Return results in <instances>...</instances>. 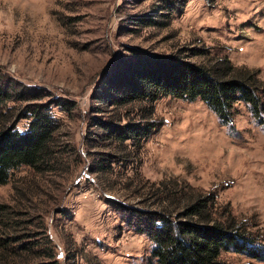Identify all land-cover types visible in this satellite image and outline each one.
<instances>
[{"label":"rangeland","instance_id":"obj_1","mask_svg":"<svg viewBox=\"0 0 264 264\" xmlns=\"http://www.w3.org/2000/svg\"><path fill=\"white\" fill-rule=\"evenodd\" d=\"M150 18L159 22L137 21ZM129 47L199 63L225 55L233 64L257 68L264 81V0H0V72L43 88L47 96L39 101H73L67 112L52 106L60 120L58 142L79 153L67 154V169L37 180L20 166L0 184V202L17 205L28 198L38 205L34 221L42 215L60 264H68V253L79 264H155L151 241L128 228L108 201L138 204L133 186L124 188L126 175H111L112 187L103 193L88 170L86 151L107 149L86 143L92 118L107 117L90 111L92 92L103 69ZM154 118L159 123L143 141L142 176L176 175L213 192L218 213L227 204L264 241V122L242 102L233 104L230 121L223 123L201 100L168 95L154 102ZM25 120L16 126L21 129ZM222 257L231 264H264L232 251Z\"/></svg>","mask_w":264,"mask_h":264},{"label":"trees","instance_id":"obj_2","mask_svg":"<svg viewBox=\"0 0 264 264\" xmlns=\"http://www.w3.org/2000/svg\"><path fill=\"white\" fill-rule=\"evenodd\" d=\"M257 74V68L233 64L225 55L199 63L177 53L156 54L134 47L100 73L90 111L107 117L92 118L94 129L86 143L107 149L86 151L91 155L88 170L100 180L103 193L112 187L111 175H126L124 188L133 186L134 196H140L138 204L114 197L108 201L128 228L151 241L155 264H231L222 257L227 251L264 259V241L258 233L238 222L227 204L218 213L213 192L176 175L149 180L139 170L143 141L159 123L154 118L159 97L201 100L223 123L230 121L233 104L242 102L255 120L264 122V81ZM44 96L43 88L8 80L0 72V184L20 166L39 175L37 180L67 169V154L75 150L58 142L60 120L52 106L67 112L73 101L62 97L39 101ZM20 118L26 119L21 129L16 126ZM32 209L38 205H30L28 198L17 205L0 202V264H60L42 215L34 221ZM47 210L44 205L43 211ZM32 225L39 231L30 230ZM74 254H65L68 264H79L74 263Z\"/></svg>","mask_w":264,"mask_h":264}]
</instances>
